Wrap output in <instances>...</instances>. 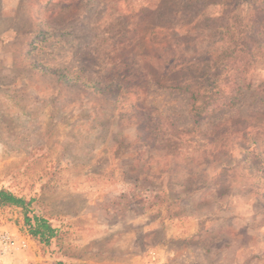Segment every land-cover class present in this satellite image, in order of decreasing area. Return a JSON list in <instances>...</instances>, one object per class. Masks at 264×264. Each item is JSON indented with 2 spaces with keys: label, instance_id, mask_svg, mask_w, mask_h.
<instances>
[{
  "label": "rangeland",
  "instance_id": "obj_1",
  "mask_svg": "<svg viewBox=\"0 0 264 264\" xmlns=\"http://www.w3.org/2000/svg\"><path fill=\"white\" fill-rule=\"evenodd\" d=\"M179 19L162 0H0V189L59 230L43 244L0 206V264H264V58L196 123L152 73ZM139 44L156 59L121 55Z\"/></svg>",
  "mask_w": 264,
  "mask_h": 264
},
{
  "label": "trees",
  "instance_id": "obj_2",
  "mask_svg": "<svg viewBox=\"0 0 264 264\" xmlns=\"http://www.w3.org/2000/svg\"><path fill=\"white\" fill-rule=\"evenodd\" d=\"M163 1L171 4L180 19L158 25V72L152 70L154 78L165 88L189 93V110L196 123L222 108L236 106L252 88L250 73L258 59L264 58V0ZM209 4L220 6V15L206 14ZM136 47L121 55L127 57L138 49L143 60L156 59L147 46ZM224 89H229L228 94L211 107L207 96ZM32 204L33 199L0 189V206L21 207L29 233L49 245L59 230L45 216L34 213Z\"/></svg>",
  "mask_w": 264,
  "mask_h": 264
},
{
  "label": "built area",
  "instance_id": "obj_3",
  "mask_svg": "<svg viewBox=\"0 0 264 264\" xmlns=\"http://www.w3.org/2000/svg\"><path fill=\"white\" fill-rule=\"evenodd\" d=\"M0 248L4 254L13 252L17 248V241L9 234H2L0 236Z\"/></svg>",
  "mask_w": 264,
  "mask_h": 264
}]
</instances>
